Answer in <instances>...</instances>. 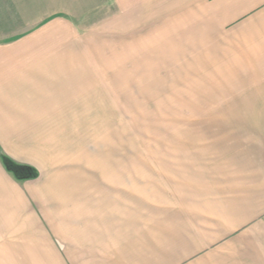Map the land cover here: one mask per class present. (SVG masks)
Here are the masks:
<instances>
[{
	"label": "rangeland",
	"instance_id": "rangeland-1",
	"mask_svg": "<svg viewBox=\"0 0 264 264\" xmlns=\"http://www.w3.org/2000/svg\"><path fill=\"white\" fill-rule=\"evenodd\" d=\"M198 13L0 0V264H264V58Z\"/></svg>",
	"mask_w": 264,
	"mask_h": 264
},
{
	"label": "crops",
	"instance_id": "crops-1",
	"mask_svg": "<svg viewBox=\"0 0 264 264\" xmlns=\"http://www.w3.org/2000/svg\"><path fill=\"white\" fill-rule=\"evenodd\" d=\"M191 9L196 12L199 10L203 38L229 42L226 48L234 42L247 43L240 44L244 50L240 55L264 58V0H191ZM234 55L237 56L235 53ZM263 70L264 68L258 69L261 72ZM1 184L4 193H0L5 194L7 200L0 207V224L4 222L8 226L6 228H10L12 211L9 212L8 208L14 210L18 193H9L8 188L12 185L8 180H0V187ZM262 208L258 214L251 212L249 217L235 219L232 228H264V206Z\"/></svg>",
	"mask_w": 264,
	"mask_h": 264
},
{
	"label": "trees",
	"instance_id": "trees-1",
	"mask_svg": "<svg viewBox=\"0 0 264 264\" xmlns=\"http://www.w3.org/2000/svg\"><path fill=\"white\" fill-rule=\"evenodd\" d=\"M1 160L4 163L6 169L8 170H11L12 167H16V166L18 168H26V169H23V173L26 178H31L32 176L35 175V173L33 172L34 171L33 169L31 170V168H28L25 165L16 164L12 160H10L8 157H6L5 155H1ZM25 171H27V173ZM16 177L19 178V176H16Z\"/></svg>",
	"mask_w": 264,
	"mask_h": 264
}]
</instances>
